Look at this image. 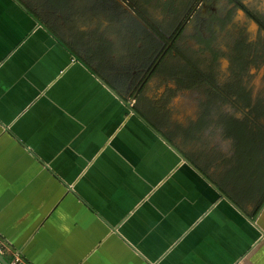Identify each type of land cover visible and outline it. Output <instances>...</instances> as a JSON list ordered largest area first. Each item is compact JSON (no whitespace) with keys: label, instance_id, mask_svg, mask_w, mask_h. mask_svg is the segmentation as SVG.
Here are the masks:
<instances>
[{"label":"crops","instance_id":"0c3cea01","mask_svg":"<svg viewBox=\"0 0 264 264\" xmlns=\"http://www.w3.org/2000/svg\"><path fill=\"white\" fill-rule=\"evenodd\" d=\"M40 6L0 0V242L7 262L18 255L22 264H264V207L240 204L219 186L221 161L194 155L207 149L202 142L188 144L185 155L169 128L143 116L141 84L126 91L110 73L121 63L105 16L94 29L93 16ZM211 141L229 150L228 141Z\"/></svg>","mask_w":264,"mask_h":264},{"label":"flooded vegetation","instance_id":"af4514ba","mask_svg":"<svg viewBox=\"0 0 264 264\" xmlns=\"http://www.w3.org/2000/svg\"><path fill=\"white\" fill-rule=\"evenodd\" d=\"M103 1L94 7L83 0H40V9L93 16L94 29L104 15L110 49H118L121 63L120 72L110 73L118 74L126 91L141 84L143 116L169 128L167 136L181 142L185 155L188 144L202 142L207 149L196 148L194 155L221 161L219 186L237 202L261 208L264 87L253 86L257 78L264 81V0ZM218 138L228 141V151L220 143L211 148Z\"/></svg>","mask_w":264,"mask_h":264},{"label":"water","instance_id":"95a60500","mask_svg":"<svg viewBox=\"0 0 264 264\" xmlns=\"http://www.w3.org/2000/svg\"><path fill=\"white\" fill-rule=\"evenodd\" d=\"M108 85V84H107ZM108 87L111 89V91H113L115 94L119 95V93L114 90L111 86L108 85ZM125 102L127 103V98L122 97L123 95H119ZM145 123H147V125H149V127H151V129L153 131H155V133H157L159 135V137L169 146L171 147L183 160L184 162H186L187 164L191 165L199 174H201L203 177H205L207 179V181L220 193L222 199H225L226 201H228L235 209H237L241 214L245 215L244 211L241 209V207L232 199L230 198L223 190H221L212 180H210L191 160L188 159V157L184 156V154L178 150L172 142H170L160 131H158L156 128H154L142 115H140L139 113H137ZM0 264H10L9 262H7V260L4 258L3 255L0 254Z\"/></svg>","mask_w":264,"mask_h":264},{"label":"rangeland","instance_id":"374dc122","mask_svg":"<svg viewBox=\"0 0 264 264\" xmlns=\"http://www.w3.org/2000/svg\"><path fill=\"white\" fill-rule=\"evenodd\" d=\"M83 1H86L90 6H94V7H96V6H98V5H101V4H103V3H106L105 1H103V0H83ZM106 6V5H105ZM259 78H257L256 79V81H254V86H253V88H254V91H257V90H259L260 88H262V87H264V81H261V79H259ZM263 207H264V205H263ZM262 207V208H263Z\"/></svg>","mask_w":264,"mask_h":264},{"label":"built area","instance_id":"2783aa9c","mask_svg":"<svg viewBox=\"0 0 264 264\" xmlns=\"http://www.w3.org/2000/svg\"><path fill=\"white\" fill-rule=\"evenodd\" d=\"M4 252H5V247H4V245L0 242V254L3 255ZM10 264H22V262H21V259L19 258V256L16 255V256L12 259V261H11Z\"/></svg>","mask_w":264,"mask_h":264}]
</instances>
